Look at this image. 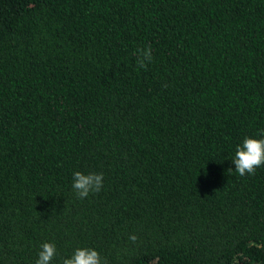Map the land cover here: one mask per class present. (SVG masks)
<instances>
[{"label": "trees", "instance_id": "1", "mask_svg": "<svg viewBox=\"0 0 264 264\" xmlns=\"http://www.w3.org/2000/svg\"><path fill=\"white\" fill-rule=\"evenodd\" d=\"M261 133L264 0H0V264H264Z\"/></svg>", "mask_w": 264, "mask_h": 264}, {"label": "clouds", "instance_id": "2", "mask_svg": "<svg viewBox=\"0 0 264 264\" xmlns=\"http://www.w3.org/2000/svg\"><path fill=\"white\" fill-rule=\"evenodd\" d=\"M136 57L137 68L146 69L153 61V49L151 45L136 48L133 52ZM264 137V133L259 134ZM234 170L240 176L254 175L258 168L264 166V138L246 136L242 143L235 148L234 158L231 160ZM104 175L96 172L75 171L72 175V189L78 199L87 198L91 194L99 193L103 187ZM138 237L129 235V240L135 243ZM57 255V247L54 242H44L40 245L38 258L35 264H52ZM61 264H106L102 261L99 252L91 247H78L70 256L62 258Z\"/></svg>", "mask_w": 264, "mask_h": 264}]
</instances>
